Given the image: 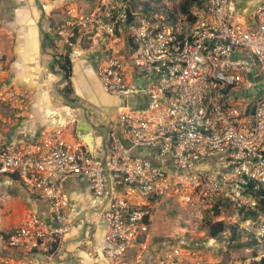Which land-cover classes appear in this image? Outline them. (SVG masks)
<instances>
[{"label":"built area","instance_id":"built-area-1","mask_svg":"<svg viewBox=\"0 0 264 264\" xmlns=\"http://www.w3.org/2000/svg\"><path fill=\"white\" fill-rule=\"evenodd\" d=\"M250 14L239 0H194L191 18L181 13L174 22L127 5L104 16L92 14L87 23L106 54L97 75L104 92L122 100L108 123L107 169L120 176L123 191H109L102 159L82 142L65 139L76 116L42 142L0 148V176H17L54 209L50 220L33 213L21 219L7 246L25 256H8L0 264H48L34 256L52 258L69 232L62 186L71 177L87 179L95 197L108 199L99 214L107 223L110 260L132 255L134 264H143L152 204L184 196L234 206L240 229L264 256L259 194L264 191V88L254 101L241 98L256 78L264 85V1ZM0 99L19 112L27 109L23 90H8ZM138 148L171 161L172 167L134 156ZM179 259L180 250L173 247L159 264Z\"/></svg>","mask_w":264,"mask_h":264},{"label":"crops","instance_id":"crops-1","mask_svg":"<svg viewBox=\"0 0 264 264\" xmlns=\"http://www.w3.org/2000/svg\"><path fill=\"white\" fill-rule=\"evenodd\" d=\"M40 10V0H0V25L3 26L0 27V53L9 55L8 75L10 81L19 87V90L26 92L28 97L25 112L17 111L15 105H7L9 108L5 109V114L0 112V148L20 147L26 143L42 142L49 132L64 123L74 121V115L81 117L80 120H85L83 110H74L64 103L60 94V88L64 86V81L61 82L62 76L60 72L51 69V61L47 60V57H41V32L36 23V15H39ZM96 56L92 65L83 57L76 59L73 63L72 83L73 95L81 102L85 101L87 104H91L92 107L86 106L87 114L90 116L92 124L97 128L92 133L81 132V135L87 134L88 138L91 134L94 137L91 140L93 141V153L103 160L105 154L104 152L98 153L96 135L102 133L104 137L105 131L100 128H108L109 121L115 119L118 112L110 117L100 111L96 115L93 113L95 109H101L102 105L111 104V98L118 102L119 106L122 104V100L106 94L102 88L101 91L96 89L100 98L98 101L95 88L92 85L93 76L97 74L95 70H98L101 63L100 55ZM99 93L103 95L100 96ZM104 98L107 100L103 101ZM135 101V97H131L133 107L137 106ZM76 126V121L68 124L64 134L65 139L68 141L78 140L89 149L86 140L78 135ZM82 128L87 127L83 125ZM102 142L103 140L101 146ZM128 143L124 140L125 145ZM133 155L149 157L157 165L172 167L171 161L160 159L151 150L138 148L134 150ZM2 177L12 185V197H6L4 202L9 208L10 218L15 220L18 225L21 219L30 213L37 214L47 220L52 218L54 209L46 200L24 190L23 188H27L20 181H15L9 176ZM107 180L109 191L113 190L117 193L123 191V188L119 186L120 176L118 174L109 175ZM62 193L66 200L64 215L69 232L64 236L52 258L41 254L34 256L35 259L48 264H134L132 255L119 261L108 259L105 255V250L108 247L106 242L107 223L106 228L102 230L99 225L88 219L89 215H94L95 212L100 213L108 199L95 197L89 181L83 177L67 179L63 183ZM135 201L148 203L147 199L140 197H136ZM95 215L101 218L100 214ZM155 229L152 224L150 234L153 230L158 233ZM23 255L22 252L11 250L8 246L0 247V260L8 256L20 257ZM151 255L148 253V256L145 257L150 261Z\"/></svg>","mask_w":264,"mask_h":264},{"label":"rangeland","instance_id":"rangeland-1","mask_svg":"<svg viewBox=\"0 0 264 264\" xmlns=\"http://www.w3.org/2000/svg\"><path fill=\"white\" fill-rule=\"evenodd\" d=\"M183 0H40L41 12L36 15V23L39 25L43 16L42 25L44 32L50 39L46 38L44 44L45 52H41V57H47L51 61L54 71L59 72L58 66L54 65L56 57L60 59L63 56H70L72 63L77 58H85L89 64H93L94 57L100 55V58L106 57L99 40L96 39L93 27L87 23V19L94 13L104 16L106 12L112 11L114 8L122 6H132L138 13H147L148 15L157 16L165 21L171 19L176 20L181 14L180 4ZM240 3H245L246 8L254 13L262 4L264 0H239ZM2 25H0L1 27ZM3 27V26H2ZM257 26L253 30H256ZM73 39L75 41L73 42ZM42 40V34H41ZM115 48H119L116 46ZM118 50V49H116ZM2 57L0 68V95L11 89H19L15 86L9 78V55L0 53ZM63 60V59H62ZM53 70V69H52ZM97 73V71L95 70ZM92 85L98 91L102 90L103 82L101 78L96 75L93 76ZM89 81V79H88ZM66 86L60 88L61 90ZM60 87V86H59ZM264 88L260 78H256V84L252 90L244 96L242 100L252 98L259 94ZM21 89V88H20ZM101 89V90H100ZM74 93V92H73ZM71 94L72 99L83 106L91 104L81 102L76 96ZM100 96L103 94L99 93ZM96 97L100 101L96 91ZM247 96H250L247 97ZM116 97V96H114ZM107 98V97H106ZM118 98V97H117ZM102 100V99H101ZM107 99L104 98L103 101ZM109 105H100L101 109H95L93 114L98 111L107 116L115 115L119 112V104L112 99ZM65 103V102H64ZM66 104V103H65ZM235 104L240 108L244 107L242 101H236ZM68 105V104H66ZM7 104L0 99V112L5 114ZM79 109V108H78ZM82 110V109H80ZM89 111V110H88ZM92 111V109H91ZM90 111V113H91ZM93 112V111H92ZM118 114V113H117ZM92 117V113L90 114ZM98 153L103 152L101 141L103 134L98 133ZM100 159V158H99ZM24 190H28L23 188ZM12 185L5 181L0 176V247L7 246L8 236L15 231L17 223L10 218L8 214L9 208L4 202L6 197L11 198ZM14 191H16L14 189ZM31 194L32 192L28 190ZM153 205V230L147 240V248L143 249V264H159L164 251L170 250L173 247L180 250V259L176 264H249L257 260L255 254L262 253L261 249L248 247L244 242H247V237L241 240L242 247L237 246V242L232 239L231 230H227L218 238L213 239L209 236L208 224L217 221L219 218L228 225H237L240 228V218L238 212L232 205L224 204L217 207L220 210V215H215L217 203L209 204L198 200L196 196H184L178 198L163 197ZM93 223L99 225L104 230L106 228V221L96 215H89L88 218ZM151 255V260L145 256ZM1 262V260H0Z\"/></svg>","mask_w":264,"mask_h":264},{"label":"trees","instance_id":"trees-1","mask_svg":"<svg viewBox=\"0 0 264 264\" xmlns=\"http://www.w3.org/2000/svg\"><path fill=\"white\" fill-rule=\"evenodd\" d=\"M194 4V0H183L180 4V11L182 14L184 15H189L190 16V10L192 8ZM129 6V5H128ZM129 8L131 10H134L135 8L132 7L131 5L129 6ZM135 11V10H134ZM143 14V13H141ZM145 15H148L147 13H144ZM175 20L171 19L169 22H174ZM47 39H50V36H47ZM75 41V39H73V42ZM63 59V60H62ZM54 65L58 66L59 68V72L63 73V79H64V83H66V86L61 90V92L67 96L69 99L71 98V94L73 93V83H72V78H73V63L70 59V56H63L61 59L59 57H56V60L54 61ZM53 68V66H52ZM54 70V68H53ZM73 101H76V99H72ZM12 179L17 181L18 177L15 175H11ZM259 194L262 195L263 199H261V209L264 210V191H260ZM227 203L224 202H219L217 203L218 206H216L215 209V215L218 217L220 215V210L217 208L219 207V205H224ZM256 213L253 212L252 216H255ZM247 214L244 215V219L247 218ZM231 230L232 233V239L234 241L237 242V246L242 247L243 244L241 243V240L245 239L248 236L246 235L245 232H243L240 228H238L237 225L234 226H228L223 220L222 221H214L213 223H209L208 224V230H209V236L213 239L218 238L220 235L224 234L227 230ZM11 236V234L8 236V238ZM7 238V239H8ZM244 244H246V246L248 247H255L256 249H258L255 245L254 242H252L251 240H247V242H244ZM255 258H258L257 260L250 262L249 264H264V256H259L258 254H255Z\"/></svg>","mask_w":264,"mask_h":264},{"label":"water","instance_id":"water-1","mask_svg":"<svg viewBox=\"0 0 264 264\" xmlns=\"http://www.w3.org/2000/svg\"><path fill=\"white\" fill-rule=\"evenodd\" d=\"M44 17L45 16H43L42 17V19H41V22L39 23V31L41 32V34H42V40H41V49L42 50H44V44H45V41H46V38H47V34L44 32V27H43V25H42V21H43V19H44ZM60 74H61V76H62V80H61V82H63L64 81V79H63V73L62 72H60ZM61 94V96H62V98H63V100H64V102L66 103V104H68L69 106H71L72 108H74V110L75 109H82L84 112H85V116H84V119L85 120H80V118L81 117H76V130H77V133H78V135H80V137L83 139H85L86 140V142H87V144H88V146H89V150H90V153L91 154H93V141H91V140H93V136L90 134V137H88L87 138V134H83V135H81V132H86V133H92V131H94V130H96L97 128L92 124V122H91V120H90V116L87 114V109L85 108V106H83L82 104H80V103H77V102H73L72 100H70L67 96H65L62 92L60 93ZM136 102V101H135ZM74 116H76V115H74ZM85 126L86 125V127L87 128H82V126ZM101 130H104L105 131V135H104V137H103V142H102V150H103V152H104V154H105V156H104V158H103V160H102V162H103V166H104V168H105V175L107 176V177H109V171H108V169H107V155H108V150H107V138H108V128H106V127H101L100 128ZM89 136V135H88ZM95 214H99V213H97V212H95L94 213V215Z\"/></svg>","mask_w":264,"mask_h":264},{"label":"flooded vegetation","instance_id":"flooded-vegetation-1","mask_svg":"<svg viewBox=\"0 0 264 264\" xmlns=\"http://www.w3.org/2000/svg\"><path fill=\"white\" fill-rule=\"evenodd\" d=\"M42 8V7H41ZM45 48V47H44ZM41 52H45V50H41Z\"/></svg>","mask_w":264,"mask_h":264}]
</instances>
